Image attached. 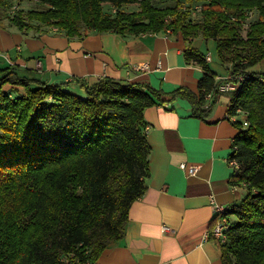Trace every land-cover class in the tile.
Here are the masks:
<instances>
[{"label":"trees","instance_id":"16d2710c","mask_svg":"<svg viewBox=\"0 0 264 264\" xmlns=\"http://www.w3.org/2000/svg\"><path fill=\"white\" fill-rule=\"evenodd\" d=\"M42 11L20 9L9 15L0 0V24L28 33L56 27L69 37L90 31L135 35L173 31L185 40L213 38L231 75H243L234 92H220L206 58L188 47L186 58L202 65L199 94L185 88L175 94L191 100L197 115H207L222 96L228 114L248 112L236 143L246 195L232 213L229 240L221 245L224 264H264V74L250 71L264 58V0H201L200 20L186 8H158L152 0H39ZM140 4V11L122 6ZM117 8L115 14L104 5ZM194 6V7H193ZM258 13L246 36L245 14ZM77 83L86 93L65 88ZM49 85L0 68V264H93L123 238L133 202L146 191L151 146L144 131V110L155 104L144 85L111 78L93 83L75 80ZM10 86V88H7ZM213 101L207 105V95Z\"/></svg>","mask_w":264,"mask_h":264},{"label":"crops","instance_id":"0c3cea01","mask_svg":"<svg viewBox=\"0 0 264 264\" xmlns=\"http://www.w3.org/2000/svg\"><path fill=\"white\" fill-rule=\"evenodd\" d=\"M34 25L37 30L25 33L7 20L0 24V68L12 67L21 76L49 85L111 78L144 85L155 93V104L144 110V131L151 146L146 191L131 205L123 238L93 264H224L221 245L204 236L214 221L212 198L234 209L246 195L245 187L233 185L228 162L239 128L227 117L228 96L201 116L189 98L175 94L181 87L199 94L204 70L187 60L190 46L211 56L207 64L217 80L229 76L217 41L202 36L185 40L173 31L135 35L90 31L69 37L39 22ZM250 71L264 74V58ZM65 89L86 96L75 82ZM212 101L207 98V105ZM183 162L199 165L198 173L181 169ZM163 225L172 232H164Z\"/></svg>","mask_w":264,"mask_h":264},{"label":"built area","instance_id":"2783aa9c","mask_svg":"<svg viewBox=\"0 0 264 264\" xmlns=\"http://www.w3.org/2000/svg\"><path fill=\"white\" fill-rule=\"evenodd\" d=\"M202 9L201 5H197L196 9ZM196 9L192 12V15L195 14ZM247 17H253L254 14H256L255 10H250L245 13ZM52 30L57 31L58 29L56 27H52ZM206 60H211V56L209 54L205 55ZM40 62L38 65L40 66ZM140 68V67H138ZM245 80V77L243 75H231L223 80V82L219 85L218 91L220 92H234L237 91L242 85ZM212 94H208L207 98H211ZM227 117L233 121L234 123H241L243 127H248L249 120H248V112L238 108L234 114H228ZM239 150V146L236 143V138L233 139L232 142V153L228 159L229 165L231 167L232 171V179H233V185L235 187L247 186V183L245 181L241 183H237L236 181L239 179V177L242 174L243 171V164L240 161V159L237 156ZM180 168L187 171L190 175H195L198 173L200 166L199 165H190L188 163H181ZM212 207L214 212V221L213 225L210 228V230L205 234L204 239L210 240L214 239L216 242L219 243V245H223L227 243L229 240V234L231 232V228L234 223L233 214L230 207L224 204L217 203L212 198ZM162 230L164 232H172V229H170L168 226L163 225ZM231 264H237V263H231Z\"/></svg>","mask_w":264,"mask_h":264},{"label":"rangeland","instance_id":"374dc122","mask_svg":"<svg viewBox=\"0 0 264 264\" xmlns=\"http://www.w3.org/2000/svg\"><path fill=\"white\" fill-rule=\"evenodd\" d=\"M7 2L10 5L9 15L14 16L20 9H23L25 11L28 10H39L42 11L48 7L47 4L39 1V0H7ZM152 3L155 7L158 8H168V7H175L179 6L181 8H186L190 5L189 0H152ZM202 2H194L193 5H200ZM194 7V6H193ZM104 9L107 12H110L112 14H115L117 11V8L111 4H105ZM122 10L126 12H132V11H140L141 7L138 3H128L124 4L122 6ZM200 9H196L195 14L192 15L190 18L191 22H197L200 20ZM258 19V13L256 11V14L253 15L252 18H248L245 22L244 28L242 30V35L246 36L249 25ZM235 218V217H234ZM236 219V218H235Z\"/></svg>","mask_w":264,"mask_h":264}]
</instances>
